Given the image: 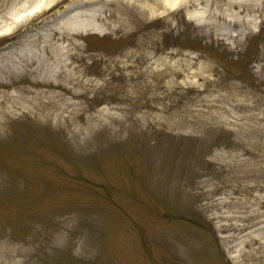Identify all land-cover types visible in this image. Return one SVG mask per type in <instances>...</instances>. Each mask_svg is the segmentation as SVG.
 Here are the masks:
<instances>
[{"label": "rangeland", "instance_id": "374dc122", "mask_svg": "<svg viewBox=\"0 0 264 264\" xmlns=\"http://www.w3.org/2000/svg\"><path fill=\"white\" fill-rule=\"evenodd\" d=\"M123 8L74 35L75 79L0 71V264H264V6L238 43Z\"/></svg>", "mask_w": 264, "mask_h": 264}, {"label": "bare ground", "instance_id": "6f19581e", "mask_svg": "<svg viewBox=\"0 0 264 264\" xmlns=\"http://www.w3.org/2000/svg\"><path fill=\"white\" fill-rule=\"evenodd\" d=\"M8 1L0 0V34L15 29L31 18L35 19L46 8H51L55 0H25L17 6L11 3L6 7ZM91 3L96 5L87 8L83 3H79L75 6L77 8L67 6V11L61 15H53V18L45 23L48 28L44 29L45 34L41 39V33L37 31L29 36L26 35L20 42L10 43L6 47L8 50L1 53V58L5 57V62L0 64V71L18 75L27 71L35 79L44 80L62 77L67 82L75 79L78 69L72 66V61L80 56L77 52L80 46L75 42L74 35L84 30L87 25L112 26L107 21L108 15L105 13L111 5H114L119 13L125 10L124 5H128L141 14L154 17L168 18L170 12L183 11L189 20L201 26L213 25L222 30L220 36L230 38L237 43L241 36H248L252 32L255 23L253 16L261 15L255 14L256 8L264 6V0H98ZM110 17L119 20L116 12L110 13ZM85 20L87 23H82ZM120 21H123L122 17ZM5 24L8 26L7 29H4ZM223 30L228 31L224 33ZM69 34L72 36L69 37ZM8 38L11 39L12 36ZM59 42H67V50L60 48ZM35 96L39 97L38 94ZM17 104H20L21 109L30 104L42 109L47 103L37 98L33 102L22 100ZM13 107L16 106L9 105L6 99L0 98V122L3 118L7 121V116L12 113Z\"/></svg>", "mask_w": 264, "mask_h": 264}]
</instances>
